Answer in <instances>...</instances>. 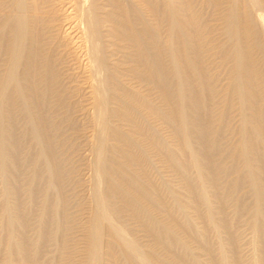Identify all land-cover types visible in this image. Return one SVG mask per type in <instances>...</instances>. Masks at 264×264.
<instances>
[{"label":"bare ground","instance_id":"bare-ground-1","mask_svg":"<svg viewBox=\"0 0 264 264\" xmlns=\"http://www.w3.org/2000/svg\"><path fill=\"white\" fill-rule=\"evenodd\" d=\"M115 1L123 8L124 28L136 41L140 59L167 102L165 116L173 127L175 137L180 140V146L169 149V156L176 169L188 180L184 190L188 193V201L184 204L178 202L175 206L176 213L183 215L184 219L159 224L158 227L152 223L154 227L151 229L156 234L158 244L164 247L167 257L171 256L175 264H264V110L259 103L258 93L260 80L264 77V61L262 68L260 58L256 59L253 52L255 49L259 50L258 53L264 52V30L258 24L259 17L253 13L250 3L240 5L239 0L230 1L225 16V25L236 44L232 93L245 108L242 137L228 152L223 145L226 122L213 106L214 83L201 59L204 49L198 33L201 26L190 2L155 0L161 4L160 16L167 19L169 25L168 34L163 37L158 28L148 24H144V28H136L135 23L139 19L130 14L123 0ZM27 2L15 0V11L0 18V51L5 49L7 52L6 73L0 81V175L4 188L1 195L4 204L1 203L3 207H0L2 264H39L42 250L58 238L63 229L64 221L59 214L66 211L67 205L63 195L64 175L56 154L57 143L51 133L53 125L49 116L50 98L57 91L58 74L54 60L48 53L50 51L44 49V20L39 13L27 11ZM250 2L255 5H252L253 9L260 7L258 0ZM137 17L140 18V15ZM240 23L243 24L242 31L239 30ZM149 35L152 42L147 41ZM243 39H248L249 45L245 46ZM113 89L124 105L117 114L124 115L136 110L134 106L129 110V97L121 95L117 88ZM99 97L98 103L105 109L108 102L106 93ZM18 102L21 113L28 120V125L22 130L17 129L19 122L16 123ZM248 106L252 108L251 115L247 113ZM29 135L37 147L33 160L37 163L42 161L43 170L34 165L35 176L30 180L29 175L25 176L24 173V178L28 177L27 183L24 179L27 184L24 186L22 173L32 171H23L28 163L24 157L27 144L24 142ZM228 155L235 161L233 168L240 173V180L249 179L253 185L254 202L250 209L255 220L250 224L251 235L248 238L240 228V212L247 206L235 196L239 180L234 179L227 186L222 181L228 171L224 165ZM104 171L110 179L109 195L128 196L131 209L143 215L147 208L140 199L128 193L113 178L111 168L106 167ZM50 191L56 192L53 199L48 196ZM153 195L150 192V199L158 206H164L163 201L154 199ZM97 199L100 201L98 213L104 215V207L108 205L102 202L100 196ZM230 205L235 207L232 213L229 211ZM188 208L193 210V217L189 215ZM109 209L121 216L112 203ZM43 210L51 217L47 223L42 221ZM32 220L40 222L36 238L30 235ZM95 233L92 235L94 245L101 240L100 232ZM188 236L190 240L185 241L184 238ZM137 258L150 264L143 254H138Z\"/></svg>","mask_w":264,"mask_h":264},{"label":"rangeland","instance_id":"rangeland-1","mask_svg":"<svg viewBox=\"0 0 264 264\" xmlns=\"http://www.w3.org/2000/svg\"><path fill=\"white\" fill-rule=\"evenodd\" d=\"M27 1V11L39 13L42 21L44 20V49L46 52L50 51L48 53L54 60L58 74L57 94L50 98L49 116L53 125L51 133L53 132L52 136H55L53 138L57 143L56 154L64 175L63 195L67 203L65 214H59L64 221L63 229L57 235L58 238L42 250L44 253L39 255V264H147L138 260V254L145 255L150 264H175L171 256L167 257L164 247L158 244L151 227H154L152 223L158 227L159 224L184 219L183 215L176 213L175 206L178 202L187 203L188 193L184 190L188 180L176 169L169 156V149L174 150V147L180 146V140L175 137L173 127L165 116L168 105L162 90L155 84L151 73L140 59L136 41H133L123 26V8L115 0ZM154 1L123 0L130 14L139 19L136 20V28L141 29L144 24H148L158 28L162 36L166 37L168 21L160 16L161 4ZM188 1L199 18L201 27L198 33L204 47L201 59L214 83L213 106L226 122L223 145L230 152L242 137L245 109L232 93L236 44L225 25L231 0ZM250 1L237 2L240 5L250 3L253 13L259 17L260 28L264 30V0H258L260 7L255 9ZM14 2L15 0H0V18L3 14L15 11ZM239 30H243L242 23L239 24ZM151 40L149 35L147 41L152 42ZM243 41L245 46L249 45L248 39ZM4 50L0 51V81L7 68V52ZM255 50L254 56L256 59L260 58L259 64L262 67L264 52L258 53L259 50ZM260 81L259 103L264 110V77ZM112 87L117 88L121 95L129 97V110L132 106L136 110L124 115L117 114L124 105L121 98L113 93ZM103 92L108 100L105 109L98 103ZM19 104L18 102L17 106ZM17 106V129L22 130L28 125V120L21 113V106ZM247 113L252 114L250 106L247 107ZM19 126L22 128H18ZM26 138L24 157L29 163L34 161L36 143L30 135ZM41 162H25L27 166L24 163L23 171H32H22V175H29V179L26 177L28 180L33 178L34 165L43 170ZM224 162L228 171L222 177L223 184L227 186L234 179L239 180L235 196L247 206L240 212V228L245 238H248L251 235L250 224L255 220L250 209L254 202L253 185L249 179L240 180V173L233 168L235 161L232 156H226ZM106 167L111 168L113 178L128 193L138 197L147 208L143 215H138L131 209L128 196L109 195L110 179L104 171ZM24 175L23 185L27 186L28 181ZM3 189L0 175L1 208L4 204ZM150 192H153L154 199L163 201L164 206H158L151 200ZM48 196L53 199L56 192L50 191ZM99 196L109 206L104 207V215L98 213ZM111 203L118 208L120 217L109 209ZM234 208V205H230L229 211L232 213ZM188 212L193 217V210L188 208ZM49 215L43 210L42 221H50ZM35 221L32 220L30 224V235L33 238L38 235L40 225L39 221ZM97 230L101 239L96 243L98 246L94 245L92 236ZM184 240L189 241L190 237ZM0 254L2 255V251Z\"/></svg>","mask_w":264,"mask_h":264}]
</instances>
